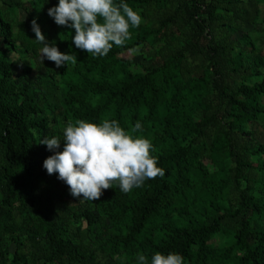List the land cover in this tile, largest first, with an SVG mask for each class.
Here are the masks:
<instances>
[{
  "label": "trees",
  "instance_id": "16d2710c",
  "mask_svg": "<svg viewBox=\"0 0 264 264\" xmlns=\"http://www.w3.org/2000/svg\"><path fill=\"white\" fill-rule=\"evenodd\" d=\"M124 2L142 23L96 57L48 15L58 0H0V264H137L157 251L264 264V0ZM34 18L75 64L41 63ZM135 48L136 63L121 56ZM80 119L139 121L164 176L73 197L39 143L58 136L63 151Z\"/></svg>",
  "mask_w": 264,
  "mask_h": 264
},
{
  "label": "clouds",
  "instance_id": "9594fccd",
  "mask_svg": "<svg viewBox=\"0 0 264 264\" xmlns=\"http://www.w3.org/2000/svg\"><path fill=\"white\" fill-rule=\"evenodd\" d=\"M48 15L58 26L74 29L72 43L96 57L107 56L114 45L125 46L131 39L130 28L142 23L141 15L124 0H58L48 9ZM31 29L35 33L33 41L42 46L38 50L42 64L45 58L57 68L76 63V54L61 52L55 41L49 42L35 18ZM131 51L138 54L139 48ZM140 132L139 121L130 131L114 119L99 124L83 119L69 121L63 129V151H56L62 141L58 136L45 137L39 143L54 152L43 161V167L49 175L58 174L75 198L99 200L114 182L128 193L145 180L165 174L158 158L151 155L150 139L135 135ZM137 264H184V258L177 252L165 255L157 251L149 262L147 256L138 253Z\"/></svg>",
  "mask_w": 264,
  "mask_h": 264
},
{
  "label": "rangeland",
  "instance_id": "374dc122",
  "mask_svg": "<svg viewBox=\"0 0 264 264\" xmlns=\"http://www.w3.org/2000/svg\"><path fill=\"white\" fill-rule=\"evenodd\" d=\"M19 20H25L26 19V16L24 13L22 12H19ZM262 14H264V7L262 6ZM122 57H124L125 59H129V60H132L134 63H136L138 60H139V54L137 53H134V52H126L124 54L121 55ZM9 59L12 61V62H15L17 65H19L18 63V56L15 54V53H11L9 55ZM136 66V65H135ZM44 67H41L38 69V72L39 73H44Z\"/></svg>",
  "mask_w": 264,
  "mask_h": 264
}]
</instances>
